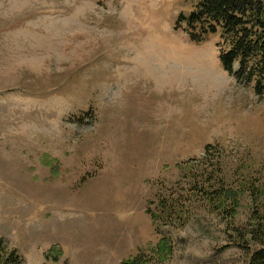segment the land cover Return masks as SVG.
Segmentation results:
<instances>
[{"label":"rangeland","instance_id":"obj_1","mask_svg":"<svg viewBox=\"0 0 264 264\" xmlns=\"http://www.w3.org/2000/svg\"><path fill=\"white\" fill-rule=\"evenodd\" d=\"M201 1L0 0L5 258L124 264L170 236L164 264H248L264 93L223 69L221 32L198 43L179 23ZM220 188L239 191L234 217ZM163 198L174 225L147 213Z\"/></svg>","mask_w":264,"mask_h":264},{"label":"trees","instance_id":"obj_2","mask_svg":"<svg viewBox=\"0 0 264 264\" xmlns=\"http://www.w3.org/2000/svg\"><path fill=\"white\" fill-rule=\"evenodd\" d=\"M185 21L190 38L194 42H203L210 34L221 32V37L228 44V50L220 54V62L225 71L231 73L237 81L251 84L257 81L255 89L257 94L264 93V1L263 0H203L188 18L182 16L179 23ZM200 31L199 33L197 31ZM239 69L234 71L235 64ZM207 148H210L209 146ZM220 188L209 192L211 201L218 203L219 209L236 215V209L230 208L227 201L238 206L239 191L231 188ZM225 191V192H223ZM255 193V192H254ZM256 193L264 194V190ZM259 196H255L257 200ZM258 204L264 208V198ZM160 211L153 212L147 208L154 224L161 222L165 225L173 224V211L177 207L176 201L163 198L159 203ZM173 209V210H172ZM252 227L243 234L236 230L247 245H254L257 250L250 252L248 264H264V210L253 214ZM160 226V225H159ZM244 247L243 244H240ZM2 244L0 242V248ZM150 250V251H149ZM3 251V253L1 252ZM5 248L0 250V264H21L17 251L11 252L5 258ZM174 252L173 239L162 236L155 246L148 250H139L129 256L124 264H164L168 262ZM61 250L55 247L49 251L48 257H58Z\"/></svg>","mask_w":264,"mask_h":264}]
</instances>
